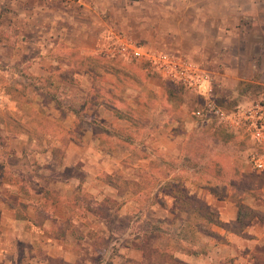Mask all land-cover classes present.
Returning <instances> with one entry per match:
<instances>
[{"label": "crops", "instance_id": "crops-1", "mask_svg": "<svg viewBox=\"0 0 264 264\" xmlns=\"http://www.w3.org/2000/svg\"><path fill=\"white\" fill-rule=\"evenodd\" d=\"M162 1L168 12H181L176 26L177 33H183L173 35L176 42L169 46L170 51L182 53L209 69L213 67L216 79L260 80L255 66L260 56L264 66V52H261V41L258 40V36L264 33V24L259 23L261 10L251 9L249 5L255 0ZM166 1L177 3L167 4ZM251 18L253 23L250 24ZM254 18L259 19L257 24H254ZM35 32L39 36L28 42V39L11 42L0 33V49L17 53L7 57V64L26 69V74L30 76L28 79L45 81L52 78L65 82V97L74 102L75 97L81 98V104L67 108L64 113L52 103L45 108H35L30 101L24 103L15 92L7 91L0 85L5 92L0 114L9 118H0V264H13L12 257L14 261H19V257L24 258L30 252L35 256L37 248L39 256L42 248L49 249L44 250L48 259L60 258L65 264H77L82 254L76 249L80 247L88 251L85 254L87 258L101 254L99 244L107 233L108 222L100 211L108 200L111 201L105 194L106 187L119 192L116 179L128 181V177L134 176L135 180L141 177L135 173L137 168L131 162L149 160L148 157L140 159L134 157L133 152L123 153L118 149L119 142L125 141L121 137V128H116V124L123 120L128 122L122 130L127 145L145 131H152L155 125L148 120L140 124L135 118L122 117L123 110L111 109L108 99L101 98V95L112 93L125 101L127 98V103L124 102L127 109L138 114H168L169 110L164 106L157 109L139 102V98L143 101V94L148 91L143 84L144 76L136 75L139 77L126 81L124 77L115 75L113 83L102 80V72L111 76L107 69L101 67L102 72H99L94 66L84 68L79 60L59 57V48L55 43L41 44L40 39L43 40L47 32L40 28H35ZM100 45L101 40L98 39L97 47ZM67 51L74 50L67 48ZM147 81L151 86H154L151 83H158L154 77H149ZM90 82L93 83L92 91H97L94 92L97 97L95 102L89 100ZM261 84L264 85L263 68ZM123 90L131 91L126 98L120 95ZM39 96L42 97V94L38 93L36 97ZM107 112L114 118L110 122L105 119ZM78 113L82 119L75 122ZM31 114H35L37 119H32ZM63 114L65 121L60 120ZM44 117L51 122L42 124L38 121ZM91 121H96L92 123L97 126V132L90 128ZM52 126L58 131L52 132L48 128ZM155 126L156 133L166 127L163 122ZM172 137L167 134L160 138L156 136L143 146L149 148L150 142L159 148L160 156L169 155L170 145L180 149L184 145L181 137ZM107 176L112 178L113 183L107 180ZM83 187L95 195L93 205L81 204L77 200L76 196ZM185 190L191 194L197 192L189 188ZM125 191L137 192L132 188ZM208 197L210 209H216V219L226 224L238 220L239 209L233 207L230 201H219L213 194ZM133 204L134 200L127 201L123 208ZM161 205L165 212H172L175 217L176 210L167 207L164 202ZM109 210L113 211L112 208ZM261 216L255 215L242 232L214 225L212 231L223 241L213 236L214 242L211 241L206 248L208 250L202 252H191L185 247L175 254L166 250L164 264H264V219ZM162 219L168 223L174 221L165 217ZM42 239L43 242H50L49 248L42 244ZM26 243H30L28 248H25ZM19 244L24 245V251L17 248ZM124 249L137 263L142 264L146 260L145 250L138 245L124 246ZM151 256L155 258V254Z\"/></svg>", "mask_w": 264, "mask_h": 264}, {"label": "rangeland", "instance_id": "rangeland-1", "mask_svg": "<svg viewBox=\"0 0 264 264\" xmlns=\"http://www.w3.org/2000/svg\"><path fill=\"white\" fill-rule=\"evenodd\" d=\"M166 3L177 2L166 1ZM162 5V0H0V33L6 36L8 41L28 39V42L39 36L35 28L44 29L47 35L43 36V40L40 39L41 44L48 45L49 41L55 43L59 48L57 53L59 57L79 60L83 62L84 68L89 65L94 66L99 72L105 68L111 76L102 72V80L107 79L112 83L115 75H119V78L124 77L123 80L126 81L135 78L136 75L144 76L143 84L148 91L144 92L143 101L139 98V102L157 109L164 106L169 110L168 114L146 115L129 111L124 103L131 92L129 90H123L120 94L126 96V101L113 96L112 93V95L108 93L101 95V98L108 99L107 104L111 109L121 108L124 118H135L140 124L145 120L154 122L155 125L163 122L166 127L156 133L154 125L152 131L148 129V133L145 131L141 137L137 136L130 147L125 140L126 135L123 136L128 122L123 120L116 124V128H121V137L125 141L119 142L118 149L123 153L133 152V156L140 159L148 157L149 160L131 162V165L137 168L135 173L140 174L141 177L136 180L133 179L134 176L128 177V181L116 179L119 192L106 187L105 194L111 201L108 200L107 205L104 204L100 211L108 222L106 225L108 227L105 229L107 233L99 244L101 254H93L87 258L85 254L88 251H83L80 247L76 249L82 254L77 264H141L129 257L124 249V246L133 244L145 250L146 260L142 264H164L166 256L163 255L167 254L166 250L174 254L182 247L191 251L205 250L211 241L214 242L213 236L208 234L214 227L208 222L209 218H218L216 209L211 210L207 203L210 194L215 195L219 201H230L233 207L244 214L243 221H248L257 214L260 216L262 214L261 217L264 219V173L255 169L252 160V152L256 147L261 148V146L256 144L252 134L245 129L237 130L227 123H220L216 118L210 121L196 118L193 105L195 106L200 100L198 96L158 75L146 74L137 63H126L119 58L107 57L101 53L100 47H97V41L101 40L105 28L114 25L136 40L158 48L171 49L170 47L176 42L173 35L183 33V31L177 33L176 26L181 12L170 13ZM249 5L251 9L261 10L259 23L263 25L264 0H255ZM258 20L254 18V24H257ZM252 21L253 18L250 24L253 23ZM258 40L261 41V52H264V33L258 36ZM67 48L74 51H67ZM82 49L88 53H83ZM14 53L13 50L0 49V85L4 89L15 92L19 95L18 99L24 103L30 101V105H35V108H45L52 103V106L61 108L64 113L69 107L80 106L81 98L75 97L76 102H74L69 97H65V82L52 78H47L45 81L28 79L30 76L26 74V69L9 66L7 57L17 54ZM104 62L106 63L103 64ZM212 68L208 69L213 72ZM262 68L264 70L260 56L255 66L256 74L260 79L258 82L237 81L235 78L215 79L219 102L226 110L233 111L240 104H251L264 95V85L261 84ZM223 72L222 70L221 73ZM149 77L157 79L158 85L154 83H151L154 86L148 85ZM92 84L90 82L89 100L95 102L97 97L94 92L97 91H92L94 89ZM38 93H41L42 97H36ZM125 109L128 112H125ZM6 117L0 114V118ZM31 117L37 119L35 114H31ZM64 119L63 114L60 120L65 121ZM81 119V114L78 113L75 122ZM105 119L110 122L114 118L107 112ZM38 121L49 124L51 119L44 117ZM92 122L96 123V121ZM80 127L81 124L79 130ZM48 128L52 132L58 131L57 127ZM90 128L95 132L98 131L93 123ZM61 133L63 134L64 131ZM166 134L173 136L172 138L181 137L183 148L170 145L169 155L160 156L159 148L150 142L149 148L143 146V144L147 145L149 139H155L156 136L160 138ZM128 188L137 192L125 191ZM187 188L197 192L187 193L185 190ZM178 190L181 191L176 193L178 200L169 196L168 193ZM76 198L81 204L95 203V195L85 187L80 190ZM130 200H134L135 205L123 208V205ZM163 202L167 207L176 210L175 217L172 212L169 214L163 210L161 205ZM111 208L113 211L109 210ZM163 217L174 221L168 223L162 219ZM242 223L235 221L229 223L227 227L242 232L246 227ZM200 228H203L202 232H199ZM217 240L224 239L217 237ZM43 241L44 239L42 244L49 248L50 242ZM29 245L30 243H26L25 248ZM17 248L21 251L25 250L23 244H19ZM41 250V256L38 255L37 248L35 256L30 252L24 258L19 257V261H14V257L11 260L13 264H65L60 258L48 259L44 251L46 249ZM152 254H155V258L151 256Z\"/></svg>", "mask_w": 264, "mask_h": 264}, {"label": "built area", "instance_id": "built-area-1", "mask_svg": "<svg viewBox=\"0 0 264 264\" xmlns=\"http://www.w3.org/2000/svg\"><path fill=\"white\" fill-rule=\"evenodd\" d=\"M100 51L107 57L119 58L126 63H137L149 75L183 86L200 98L194 107L196 118L210 121L216 118L234 129H245L261 148L252 152L256 170L264 173V95L251 104H240L228 111L219 102L215 88V74L188 56L132 38L121 28L108 25L101 35ZM5 92L0 86V103Z\"/></svg>", "mask_w": 264, "mask_h": 264}, {"label": "trees", "instance_id": "trees-1", "mask_svg": "<svg viewBox=\"0 0 264 264\" xmlns=\"http://www.w3.org/2000/svg\"><path fill=\"white\" fill-rule=\"evenodd\" d=\"M179 86H181V85H179ZM182 88H184L183 86H181ZM185 89V88H184ZM186 90V89H185ZM107 180H109V182H111V183H113V180H112V178L111 177H109V176H107ZM179 187V186H178ZM176 193H181V191L180 190H178L177 192H171L170 193V196H172V197H174L176 200H178L177 199V195H176ZM210 213V212H209ZM245 216H244V214H242L241 213V211H239V216H238V220L237 221H239L240 223L241 222H243L242 224L243 225H246L250 220H251V218L248 220V221H243V218H244ZM211 225H218V226H221V227H227V225L228 224H226V223H223V222H221L219 219H212V218H209V221H208ZM202 230H203V228L201 229H199V232H202ZM209 235H212V236H217V237H220V236H218L217 235V233L216 232H214V231H212L211 230V232H209L208 233ZM185 249H186V247H185ZM191 251V250H190ZM193 251H195V250H193ZM203 250H197V251H195V252H202ZM192 252V251H191Z\"/></svg>", "mask_w": 264, "mask_h": 264}]
</instances>
